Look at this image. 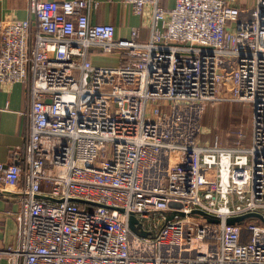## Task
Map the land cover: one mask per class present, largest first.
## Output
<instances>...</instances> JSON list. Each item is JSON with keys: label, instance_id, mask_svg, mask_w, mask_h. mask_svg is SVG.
<instances>
[{"label": "built area", "instance_id": "2783aa9c", "mask_svg": "<svg viewBox=\"0 0 264 264\" xmlns=\"http://www.w3.org/2000/svg\"><path fill=\"white\" fill-rule=\"evenodd\" d=\"M122 1L138 15L152 7L149 39L92 22L96 0H30L33 18L0 21V82L23 83L30 98L22 163L0 161L2 189L20 196L0 260L264 264L247 220L227 223L264 215V0L248 12L237 0ZM220 100L252 105L248 146L200 144Z\"/></svg>", "mask_w": 264, "mask_h": 264}, {"label": "crops", "instance_id": "0c3cea01", "mask_svg": "<svg viewBox=\"0 0 264 264\" xmlns=\"http://www.w3.org/2000/svg\"><path fill=\"white\" fill-rule=\"evenodd\" d=\"M62 1V0H51ZM98 6L91 10L90 18L94 23H112L116 27L117 38H132L137 29L138 39L151 37L152 7L147 6L141 15L122 0H96ZM258 0H237L235 4L244 12L253 8ZM164 7H173L175 0H161ZM33 18L30 0H0V21ZM1 41V37H0ZM94 54V55H93ZM92 59L99 66L112 67L120 64L119 55H95ZM30 98L23 83L0 82V161L22 163L29 135V119L25 112L29 109ZM20 208V196L2 189L0 185V247L15 243L17 221L15 212ZM0 264H7L5 259Z\"/></svg>", "mask_w": 264, "mask_h": 264}, {"label": "rangeland", "instance_id": "374dc122", "mask_svg": "<svg viewBox=\"0 0 264 264\" xmlns=\"http://www.w3.org/2000/svg\"><path fill=\"white\" fill-rule=\"evenodd\" d=\"M252 117L253 107L248 102L220 100L210 103L203 116V130L199 142L203 145L246 147L251 142ZM251 229L264 242V223L257 218H249L244 227L246 235L249 236Z\"/></svg>", "mask_w": 264, "mask_h": 264}, {"label": "water", "instance_id": "95a60500", "mask_svg": "<svg viewBox=\"0 0 264 264\" xmlns=\"http://www.w3.org/2000/svg\"><path fill=\"white\" fill-rule=\"evenodd\" d=\"M180 214L181 215H185L184 212H181ZM192 214L203 215L204 217L208 218V220L210 222H219L220 221V218L219 217L213 216V215H210V214H207L206 212L201 211V210H194L192 212ZM165 216H166V221H169V220H171V219L174 218L175 213L168 212V213H165ZM249 218H258V219H260L264 223V215L262 213H260V212H250V213H247V214H244V215H240V216L229 217L227 219V223L228 224L243 223L244 221H246ZM137 223H139L137 217L134 214H132L130 216V227L134 231H136L137 233H139L140 235H142V236H148L149 235V232L148 231H145V230H140L139 231L138 230Z\"/></svg>", "mask_w": 264, "mask_h": 264}]
</instances>
